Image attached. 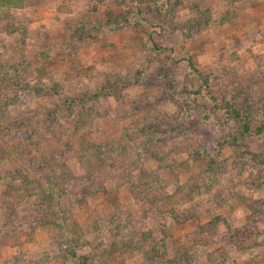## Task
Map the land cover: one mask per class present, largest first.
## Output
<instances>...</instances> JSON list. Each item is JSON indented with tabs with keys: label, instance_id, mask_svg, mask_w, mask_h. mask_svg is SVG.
<instances>
[{
	"label": "rangeland",
	"instance_id": "374dc122",
	"mask_svg": "<svg viewBox=\"0 0 264 264\" xmlns=\"http://www.w3.org/2000/svg\"><path fill=\"white\" fill-rule=\"evenodd\" d=\"M16 1L0 264H264V0Z\"/></svg>",
	"mask_w": 264,
	"mask_h": 264
},
{
	"label": "trees",
	"instance_id": "16d2710c",
	"mask_svg": "<svg viewBox=\"0 0 264 264\" xmlns=\"http://www.w3.org/2000/svg\"><path fill=\"white\" fill-rule=\"evenodd\" d=\"M6 2H10L13 5L17 4L16 0H6ZM224 18H222L223 21ZM188 67L197 75L198 79L206 83V79L202 76V72H200L197 67L194 65L193 61L188 59ZM215 107L219 110L225 111L230 117L239 125V132L237 136L233 137V142H237V146H243L245 140H247L250 136L254 134H259L264 132V117L258 120L251 119L248 115L243 114L240 109H238L233 103L228 100H221L220 102L215 103ZM106 148V147H103ZM102 153L103 157H106L105 152L98 151V155ZM110 155V154H109ZM102 157V156H101ZM104 159V158H103ZM116 162V161H115ZM118 162V161H117ZM146 189H150L151 187L145 184ZM73 253V252H72ZM73 255H76L73 253ZM78 259L86 260V257L83 256ZM77 259V260H78ZM85 263V262H83Z\"/></svg>",
	"mask_w": 264,
	"mask_h": 264
}]
</instances>
